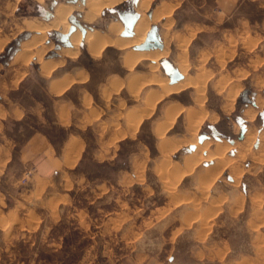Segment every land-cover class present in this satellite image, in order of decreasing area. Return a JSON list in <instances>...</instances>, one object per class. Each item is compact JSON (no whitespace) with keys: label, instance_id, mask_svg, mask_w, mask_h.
<instances>
[{"label":"rangeland","instance_id":"rangeland-1","mask_svg":"<svg viewBox=\"0 0 264 264\" xmlns=\"http://www.w3.org/2000/svg\"><path fill=\"white\" fill-rule=\"evenodd\" d=\"M54 1L68 3L0 0V108H27L0 118V264H264V0L161 2L151 17L158 0H140L137 21L146 33L161 27V48L136 50L137 39L93 53L81 41L69 56L47 29L18 56L37 33L20 30L19 18L49 21L41 12L53 14ZM134 4L67 20L102 27ZM77 66L87 82L47 91L59 69ZM168 67L182 77L169 81ZM114 75L120 87L102 92ZM81 97L97 106L93 123L54 122L56 102ZM69 132L86 142L77 166L41 178L22 144L43 133L60 146Z\"/></svg>","mask_w":264,"mask_h":264},{"label":"crops","instance_id":"crops-1","mask_svg":"<svg viewBox=\"0 0 264 264\" xmlns=\"http://www.w3.org/2000/svg\"><path fill=\"white\" fill-rule=\"evenodd\" d=\"M121 1L122 0H119L118 2ZM153 1L154 0L151 1L150 5L152 4ZM242 1L243 0H215V2L222 8H233V7L236 8L239 5V3ZM249 1H254V0H249ZM161 2H166L173 6L175 5V0H158V2L155 3V5L151 8L149 15L147 14L149 17L152 16L154 8L160 5ZM139 3L140 0H135L134 10L136 11V13H138L137 6L139 5ZM139 16L140 15L138 13V18ZM93 21H95V19ZM112 21H118V20H112ZM110 22L111 21H109L107 24H105L102 27L96 25L94 26V29H92V31L100 30V32L103 34L104 37L103 39H106L107 43H109L110 41H114L117 44L132 43L129 42V40H132L130 35L128 36L122 35L124 24L121 20L118 21L122 24L121 32L109 31L107 28ZM160 31H161V27L158 28V34ZM64 47H68V46H64ZM17 50L18 49H15L14 52H16ZM46 60H51V59H46ZM48 66H49L48 68L49 70L55 69V66H50V65ZM43 67L44 65L38 66L39 74H41ZM88 77H89L88 69L82 66H77L69 70L59 69L58 75L54 76V78L50 79V81L48 82L47 91L52 95H61L76 83L87 82ZM12 79L13 78L10 77L6 80V82H11ZM119 84H120V77H116V75H114L104 78L103 81L100 82L99 86L102 92L115 93L116 89L120 87ZM26 111L27 108H24L22 106L13 105L10 107H1L0 118H2V114L8 115V114H13L14 112H18V114L20 113L18 117H21L24 116V113ZM97 112L98 109L96 104L95 103L91 105L85 104L83 97L80 98L78 104H76L73 101H70L69 103L66 100H61L56 102V104L53 106L54 122H57L60 125H65V126L74 125L77 127H86L90 125L91 122L93 123L96 120L95 115L97 114ZM112 132H113L112 135L115 136L119 134V131L115 130L114 127L112 128ZM216 140H221V138ZM85 148H86L85 139L82 136H80V134L78 133H73V132L67 133L66 137L63 139L60 146L54 145L52 141L48 138V136H46L43 133H33L28 138V140L22 144L21 151H22V157H24L25 159L27 158L29 162L35 165V168L39 176L41 178L48 179L52 176L59 175L61 171H65L67 169H74L77 166L78 161L82 156V153L85 151Z\"/></svg>","mask_w":264,"mask_h":264},{"label":"bare ground","instance_id":"bare-ground-1","mask_svg":"<svg viewBox=\"0 0 264 264\" xmlns=\"http://www.w3.org/2000/svg\"><path fill=\"white\" fill-rule=\"evenodd\" d=\"M16 2L18 0H15ZM37 2H42V0H36ZM119 0H85V3H77V4H71V3H59L56 4L53 9L52 18L49 21L41 22L37 17H22L19 18L18 22L16 23L17 27L21 29H36V35L33 38H30V40H24L21 42L20 45V51L17 54L20 56L21 52L23 51H29L33 46L38 45L39 43L32 42L35 40H42L43 33L47 29H55L62 33H68V27L69 22L67 20V16L74 10H78L82 13L81 15V21L85 23L92 22L95 17H97L100 10L105 6H112L114 3L118 2ZM147 26V21L143 19H139V21H136L133 31L130 34L132 40H129V42H135L137 39H139L138 44L142 43L145 39L146 31L145 28ZM109 31L117 32V30L120 29V25H118L116 22L111 21L107 28ZM103 34L100 32V30H87L84 36L80 35L78 29L72 31L68 35V41L70 42V46H68L66 49H64L65 53H68L69 56H74L76 52L72 50H77V47L81 41L84 43H87L89 49L93 53L99 52L107 43L106 39H103ZM1 48V44H0ZM149 51V50H146ZM151 52H141V54H150ZM24 54V53H22ZM140 54V52H139ZM140 54V55H141ZM161 54L160 51L151 53V56L158 58ZM134 53H129L126 55V59L129 61H135L133 60ZM158 55V56H157ZM176 83V82H175ZM160 86L164 85L162 82L159 83ZM140 122V119L137 121V124ZM214 156V155H213ZM212 156V157H213ZM218 159V158H217ZM10 222H7L5 224V227H9Z\"/></svg>","mask_w":264,"mask_h":264},{"label":"water","instance_id":"water-1","mask_svg":"<svg viewBox=\"0 0 264 264\" xmlns=\"http://www.w3.org/2000/svg\"><path fill=\"white\" fill-rule=\"evenodd\" d=\"M82 4L85 3V0H79ZM68 3L75 4L78 2V0H67ZM57 4L56 1H54V4L52 8ZM41 15H44L47 19L52 17V13L49 11H42ZM78 15H81L80 13ZM138 19V13L136 12H126L121 16V20L124 24V30L122 31V35L128 36L132 33L134 25ZM69 28H68V33H62L60 31H56V34L59 37V40L61 43H63L65 46H69L70 42L68 41V35L72 31H74L76 28H78L82 34V36L85 35L86 31L88 29L92 30L94 29V26L92 25H86V24H80L77 22L75 15H70L69 17ZM28 35V33H27ZM17 44L20 43V40L16 41ZM162 47V42L160 40L159 34H158V27L156 25L150 26V29L146 33L145 39L142 43L137 44L134 46V49L136 50H148V49H153V48H161ZM166 73L168 77L170 78V81H175L180 79L182 76L179 73L177 69L168 67L166 68ZM214 137L216 139H219L218 135L216 134V131L213 132ZM206 137L205 135H199L198 136V141H202V139Z\"/></svg>","mask_w":264,"mask_h":264},{"label":"trees","instance_id":"trees-1","mask_svg":"<svg viewBox=\"0 0 264 264\" xmlns=\"http://www.w3.org/2000/svg\"><path fill=\"white\" fill-rule=\"evenodd\" d=\"M125 4V3H124ZM121 6H123V3L122 4H120V5H118V6H116L115 8L117 9V8H119V7H121ZM128 12H133L132 10H129ZM211 128H213V127H211Z\"/></svg>","mask_w":264,"mask_h":264}]
</instances>
